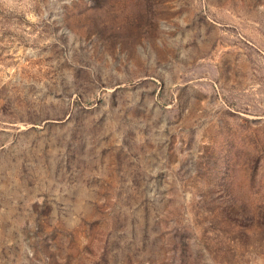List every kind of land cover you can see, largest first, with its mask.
Returning a JSON list of instances; mask_svg holds the SVG:
<instances>
[{
	"label": "rangeland",
	"instance_id": "rangeland-1",
	"mask_svg": "<svg viewBox=\"0 0 264 264\" xmlns=\"http://www.w3.org/2000/svg\"><path fill=\"white\" fill-rule=\"evenodd\" d=\"M0 264H264V0H0Z\"/></svg>",
	"mask_w": 264,
	"mask_h": 264
}]
</instances>
